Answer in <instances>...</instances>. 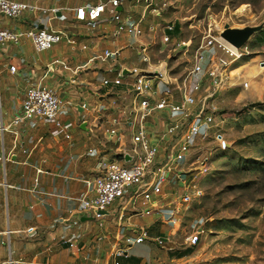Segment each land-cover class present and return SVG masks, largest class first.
I'll use <instances>...</instances> for the list:
<instances>
[{
    "label": "rangeland",
    "instance_id": "374dc122",
    "mask_svg": "<svg viewBox=\"0 0 264 264\" xmlns=\"http://www.w3.org/2000/svg\"><path fill=\"white\" fill-rule=\"evenodd\" d=\"M163 1H165L166 7L160 14H146L142 20L140 24L142 33L139 39L145 38L144 41L150 43L147 54L151 58L152 67L156 68L160 61L166 60L171 76L178 78L179 82L193 67L194 56L197 52L203 51L201 48L203 36L209 32V29L210 33L216 34L225 23L231 27L239 28L258 24H263V27L250 36L241 48L242 50H237L243 52V55L235 60H233V55L226 53L217 43L209 48L211 64L220 66L221 59L226 62V66L220 70L222 86L216 95L218 112L215 120L210 125L207 136L204 139L195 140L186 159L180 164L179 178L164 189L159 212L148 216L134 217L133 221L148 226L149 237L160 235L164 246L171 248L169 258L174 260L168 261L167 264H264V75L262 74L264 67V0ZM243 7L245 9L240 13V9ZM141 11L140 3L125 2L119 17L122 19L124 16H129L130 19L136 20L141 15ZM42 16L46 17L43 14ZM24 17H27L28 20L25 21ZM4 18L5 20L0 16V22L6 21L8 25L22 24L26 26L27 23L31 26L33 20L32 14L29 12H24L17 18ZM109 19L110 15L108 14L102 16L95 33L103 32V34L111 35L115 27ZM49 23L56 24L55 21ZM174 24L178 25V29L169 34L166 26ZM150 25L155 26L154 32L148 29ZM64 31L77 35V45L73 49L66 45L65 41H62L48 50L36 52L30 39L23 36L21 40H24L26 44L30 60L42 64L59 58L69 61L72 67L84 63L89 54L87 51L81 50L80 46L90 44L91 40L85 36L91 35V32L83 23H77L74 27L66 28ZM126 35L127 31H123L117 40L111 36L104 40L100 39L95 51L106 46L113 47V43H115L117 46H122L119 55L121 63L127 66L138 64L145 67V64L140 62L141 57H138L136 52L129 47H125L128 44ZM165 35L168 36V41L163 40ZM133 42L134 40H132ZM44 69L46 70V67ZM61 71H52L56 80H60V76L64 75L58 85L55 84L54 79H48L45 84L59 86L57 89L65 99H70L71 91H75V96L78 98L82 96L90 110L93 109L95 100L94 96L87 91L86 84L89 83L90 87H101L100 93H103L108 88V86L102 87L101 85L104 75L110 78L114 76L113 73L104 74L102 71L82 72L76 79V85H79L77 89L69 82L70 73ZM19 88L15 89L14 81L6 80L0 74V107L4 123L9 122L7 119L16 107V99L23 98ZM8 90L12 93L15 90L10 100L7 99ZM80 90L83 91L82 95L79 93ZM17 91L20 92L17 93ZM174 93L177 95V91ZM120 109L123 107L120 106L116 112L114 109L108 110L104 118L119 117L121 112L117 111ZM60 118L70 126L73 137L70 144L61 138L58 141L53 140L48 132L42 133L43 138L40 141L44 148L42 153H47V161L44 165L47 166V171L51 172L46 174L48 189H53L58 193H61L60 188L63 183L69 184L67 188L83 189L82 180L97 172V169L96 171L94 169L97 163L94 157L83 155L71 158L69 154L65 155L66 147L70 146L68 148L73 149L74 145L72 144L80 141L78 134L86 136L84 132H80L83 131L80 128L82 119L87 118L90 121L93 120V117L86 111L75 112L68 106L63 110ZM119 119L123 121L124 118L120 116ZM23 129L26 132L16 140V143L14 142L15 135L5 133L4 150L7 159L0 166V225H2L3 232L0 234V260L6 259V264L21 263L19 261L16 263L19 258L15 256V244L17 242V246H19L16 251L17 255L22 253L19 256L24 257L22 244L30 237L26 235V231L20 233L11 231L9 233V223L11 227L15 226L13 202L16 197L22 196L24 193L7 187L5 182L6 179L11 184L28 185V181L23 177L28 173V167L19 163L25 158L21 150L27 149V127L20 128V130ZM29 132L32 133L31 130ZM89 136L95 146L98 139H103V130L93 128ZM20 142H24L22 147ZM107 147H111V145H107ZM84 148L83 145H80L75 153L83 151ZM69 153L73 154L74 152L70 151ZM17 163H19L18 168L14 170V165ZM61 164H63L62 167L57 169ZM60 169L64 170L61 173L65 176L56 175ZM19 200L22 204L19 205L21 210L24 208L23 204L26 199L22 200L21 197ZM47 200L51 203L59 199L56 196H49ZM54 215L56 212L49 214V221L42 229L43 232H53L60 225L56 220H53ZM158 215L160 216L158 221L153 223ZM115 220L116 214L108 216L104 220L103 229L113 231ZM86 222L89 223L88 226L98 229L95 219ZM22 225V229H27V222ZM42 231L41 234H43ZM65 238L67 237L58 239L47 236L45 239H41L42 249L51 248L46 251L47 255H41V257L50 261L49 259L56 254L57 248L65 247L66 244H62ZM89 239L90 242H93L96 237L93 235ZM81 240V237L76 240L77 245ZM148 246L152 249L157 247L154 242L145 240L143 244L135 245L129 250L130 258L126 261L137 262L145 255V248ZM184 253L185 255L178 257ZM9 256L10 258H6ZM10 260L13 262L9 263ZM22 260L29 259L27 257ZM65 260L61 258V262ZM40 261L41 259L38 260V262ZM120 261L122 263L123 259Z\"/></svg>",
    "mask_w": 264,
    "mask_h": 264
},
{
    "label": "built area",
    "instance_id": "2783aa9c",
    "mask_svg": "<svg viewBox=\"0 0 264 264\" xmlns=\"http://www.w3.org/2000/svg\"><path fill=\"white\" fill-rule=\"evenodd\" d=\"M130 1L142 5L141 15L136 20L130 19L129 16L121 19L119 13L123 11L124 3ZM165 7L163 0H87L77 6L74 8V19L83 23L88 30L96 29L102 16L110 15L109 20L115 27L114 31L111 35H103L117 40L123 31H127L128 44L125 47L135 51L139 57L142 55L140 62L146 64V67L119 63L122 47L115 44L99 51H95L98 47L96 43L82 44L80 49L89 54L84 63L72 67L67 60H53L45 66L46 70L39 79L28 81L20 107L12 119L4 123L0 117V166L7 159L4 135L12 133L16 136L14 127H44L45 132L52 138L71 141L73 137L70 126L60 118L63 110L70 106L75 112L86 111L93 117L90 121L83 118L81 123H84L88 135L93 128L103 130V139L97 142V147H89L85 153V156L96 159L97 172L82 180L84 188L72 199L77 203L78 215L96 220L99 229L97 241L112 235L110 231L103 229L104 220L116 214L114 235L122 237L126 244H120L114 249V258L125 254L127 244L143 242L148 234L145 227L131 228L121 221L125 218L128 224L131 217L159 212L164 189L179 178L180 164L186 159L195 140L207 136L210 125L215 120L218 112L216 95L222 86L220 70L226 66V62L221 59L220 66L211 64L209 48L217 43L226 53L234 56L233 60L243 55V52H239L238 57L218 40V32L222 29L216 34L210 33L209 29L201 44L204 52H197L193 67L181 82L171 76L166 60L160 61L156 68H153L151 58L147 54L150 43L139 39L142 33L140 24L146 14H160ZM46 11L47 9L24 1L0 0V14L3 17L17 18L24 12ZM55 11L49 10L52 13ZM174 27L175 24L167 25V32L175 30ZM148 29L154 32L155 26L150 25ZM23 36L31 40L36 52L48 50L62 41L72 49L77 45V35L68 34L64 30L43 27L23 32L0 26V45L18 43ZM163 40L168 41V36H163ZM241 48L239 50H242ZM102 65L108 67L105 72L114 74L112 78L103 77L102 85L109 88L122 87L109 108L116 112V109L122 106L123 109L117 111L121 112L119 117L104 118L105 115H101V111H106V107L90 110L82 99L76 103L74 100H65L57 87L43 84L47 74L53 70H65L70 73V84L78 89L77 77L82 72L97 71ZM7 67L11 73L16 70L14 64ZM124 69L127 70L125 74ZM262 74L264 75V67ZM120 116L124 118L123 121H120ZM154 116L155 118H152ZM162 118L164 119L161 121ZM22 132L25 133L26 130L23 129ZM107 145H113L116 154L104 158ZM125 154L129 155V160L124 159ZM35 173L34 181L37 183L39 174L47 172L37 168ZM114 203L115 208H110ZM80 237L81 233L77 232L68 238V247L78 249L76 240ZM158 242L161 243V240ZM8 248L10 250V245ZM112 264L119 263L113 259Z\"/></svg>",
    "mask_w": 264,
    "mask_h": 264
},
{
    "label": "crops",
    "instance_id": "0c3cea01",
    "mask_svg": "<svg viewBox=\"0 0 264 264\" xmlns=\"http://www.w3.org/2000/svg\"><path fill=\"white\" fill-rule=\"evenodd\" d=\"M17 1H24V2L31 3V4H36L39 7L47 9V11L45 13H41V12L31 13L32 18H33V20L31 21V26H29L27 23H26V26L22 24L21 25H17V24L8 25L6 21L0 22V26L7 27L14 31H22V30H30L32 28H39L40 25H42V28L44 27V28H50L54 30H64L72 26L74 27L78 23L74 19V8L83 4L87 0H17ZM50 9H55L56 10L55 13L49 12ZM42 14L45 15L46 17L42 16ZM0 16L2 19L5 20V18L1 14ZM24 18H25V21L28 20L27 17H24ZM50 21H55L56 24H50L49 23ZM88 31L91 32V35H87L85 37H87V39H90L91 42L96 43L97 45H99L100 39L104 40L107 38L103 35V32L95 33V29L88 30ZM169 33L171 34L172 32L170 31ZM64 43L68 45L66 42ZM114 44L115 43H113V45ZM31 45H32V42H31ZM119 47H122V46H119ZM140 57H142V55H140ZM56 59H59V58H56ZM50 62H43L42 64H40V63L31 61L30 57L27 55L26 44L24 40L20 39L18 43H6L4 45H0V74L3 77H5L6 80L14 81L15 89L17 87L18 88L20 87L19 89L20 91H22V94H21L22 97H23L24 89L27 86L28 81L39 79L40 76H42V74H44L45 72V69H44L45 66L49 64ZM118 62L121 63L119 59H118ZM9 64H14L16 66L15 72L13 73L9 72L8 67H7ZM144 66L146 67V64ZM106 68H108L107 65H102V67H100L97 71H100L102 69L101 70L102 73L104 74L109 73V72H105L107 70ZM64 71L65 70L61 72H64ZM63 77L64 75L62 74L60 76V80L57 79L58 80L57 81L56 78L54 77V73L51 72L50 74H47L43 82L45 84V82L48 79H54L55 84L58 85V83L61 82V79ZM55 84H48L47 86L56 87ZM58 87L59 86H57V88ZM86 87H87L86 88L87 91L94 96L95 105L93 106V109H98L100 107L107 108L106 111H101V115H105L106 112L110 110L109 108L112 106L113 101L120 94L122 90L121 86L115 87V88L108 87L105 92L100 93L101 87H97V86L90 87V84L89 86H86ZM102 87H105V86L102 85ZM8 91L9 93L7 95V99L10 100L12 99V96L14 95L15 90H14V93L10 92V90ZM20 91H17V93ZM74 93L76 94L75 91H71L70 100H74L75 103L78 100H81V99L83 100L82 96L78 98V96H75ZM79 93L80 95H82L83 91L80 90ZM60 94H61V97L64 98L61 92ZM21 100L22 98L16 99V107L14 111L12 112V114L8 116V119H7L8 121H10L13 115L18 111ZM0 117L4 121L3 112H2L1 107H0ZM82 124L80 125V128L83 131H80V132H84L86 136H83L81 134L79 136V134L77 133L78 137L80 138V141L76 144H72L74 145L73 149L71 148L69 149L68 147L70 146L65 148V155L69 154L71 158H73L74 156H79V157L83 155L85 156L86 150L89 147H97V145L94 146L92 144L90 140V136L86 133V130L84 131L86 127L85 125L82 126ZM14 128H13V131L16 132L17 134L16 136H14V142L16 143V140L21 135L23 136L24 133L22 132V130H20L19 127L15 129ZM29 130H31L32 133H30ZM43 132H45V129L43 127L41 128L39 126L31 127L27 125V149L21 150V153L24 155L25 158L22 162H19V163L26 165L28 167V170H29L28 173L24 174L23 176L24 180L28 181V185L23 186V185H18V184H11V183H8L5 179L7 187H11L15 191H20L24 193V195H22L21 193L22 196L19 195L18 197H16V199L13 202V206L15 210V221H14L15 226L11 227L8 221L9 223L8 228L10 229V231H12V233H20L21 231H26V235L30 236L29 239H26V241L22 244V246L24 247V254H25L24 257L19 256L22 253L17 255L16 251L19 248V246H17L18 243L16 242L14 252H15V256L19 258L17 259L16 263H18L19 261L21 262L20 264H45V263H50V264H112L113 259H115L118 261L119 264H167L168 261L174 260V259L172 260L169 258V254L171 253L170 251L171 248H167L164 246L163 244L164 241L162 240L160 235H156L155 237H149V234H147L146 240H150L154 242L157 245V247H154L152 249L151 247L148 246V248H145V252H146L145 255H143V257H141L137 262H134V263L126 261L130 258L129 250L135 245L143 244L145 240L137 244H134V243L127 244L125 254L122 256H118L116 258L113 257L114 249L120 244L125 245L126 243L124 244V242L122 241V237L119 238L118 236L114 235L115 229L110 232L108 231L109 233L112 234L111 236L103 238L100 241L95 240L93 242H90L89 238H91L93 235H95L96 237V235L99 233V229L95 228L94 226L93 227L88 226L89 223L86 221L93 220V219H90L88 216H84V215L81 216L77 214L76 212L77 203L73 201L72 199L82 189L76 190L73 187L67 188L69 184L65 185L64 183L63 185L61 184L63 186V187L61 186L60 188L61 193L55 192L53 189L52 190L48 189V186H47L48 176L46 174H50L51 172L47 171V168H46L47 166L44 165V163H46L45 161H47V158H46L47 153L46 152L44 154L42 153L44 148L42 147V144H40V141L43 138L42 136ZM52 139L57 140V141L59 140V139H54V138ZM99 140L101 139H98L97 142ZM69 142L70 141H68L67 144H70ZM23 144L24 142H20L21 147L23 146ZM80 145H83V147L85 148L83 149V151L79 153H75L78 150L77 148L80 147ZM104 150H105V154L103 156L104 158H109L110 156L116 154V150L113 145H111V147H107ZM70 151L74 153L73 154L69 153ZM85 157H90V156H85ZM19 163L14 165V170H17ZM62 165L63 164L58 165L57 169L62 167ZM37 168H41L45 170L47 173L39 174L38 182L35 183L34 181L36 177L35 169ZM94 169L96 171V166H94ZM62 171L64 170L60 169L56 175L60 177L65 176L63 173H61ZM49 196H53V197L56 196L58 197L59 200L50 203L47 200ZM21 197H22V200L25 198L26 202L23 204L24 208L20 210V206L22 204H21V200L19 199H21ZM111 207L112 209H114L115 203ZM54 212H56V215H54L55 217L53 216L54 218L53 217L52 218L53 220H56L60 225H58L57 229L54 230L53 232H50V233H48V231L43 232L42 229L45 228L46 226L45 224L48 223L49 221L48 219L49 214L54 213ZM135 217H143V216H135ZM158 217L160 216L158 215L157 218L153 221V223H156L158 221ZM133 218L134 217L130 218L128 224L127 222H125V218L121 222L124 225H129L131 228L142 226L148 229V226H144L142 224L134 222ZM25 222H27V229L24 230L21 227H23L22 224ZM1 229H2V225H0V234L3 233ZM30 231H33L32 238H31L32 235H29ZM41 231L43 232V234H41ZM77 232L81 233V239H82L81 242H78L79 243L78 249L69 248L66 241L68 238H70L73 234ZM47 236L50 238L55 237L58 239L63 238L64 236L67 237L62 241V244L63 243L66 244L65 247L63 249L57 248L56 254L54 255L53 258L49 259L50 261H48L47 258L45 259L41 257V255L48 254L46 253V251L51 250V248H47V247L43 249L41 248L42 247L41 239H45ZM158 240H161V243H159ZM9 255L11 256V253H9ZM10 256L6 258H10ZM27 257L29 260H22V258L27 259ZM61 258L66 259V260L64 262H61ZM40 259L41 261L38 262V260ZM121 259H123L122 263L120 261ZM5 260L6 259L0 260V264H6ZM43 260H46V262H43Z\"/></svg>",
    "mask_w": 264,
    "mask_h": 264
},
{
    "label": "water",
    "instance_id": "95a60500",
    "mask_svg": "<svg viewBox=\"0 0 264 264\" xmlns=\"http://www.w3.org/2000/svg\"><path fill=\"white\" fill-rule=\"evenodd\" d=\"M121 8H119L120 10ZM263 27V24H258L255 26H244V27H231L228 23H225L222 27V30L218 32V36L231 45H233L235 48L240 49L245 45V43L248 41L250 36L255 34L257 31H259ZM39 28H42V25H40ZM127 73V70H123V74ZM84 126V123L82 124ZM125 160H129L130 157L128 154L124 155ZM83 219V218H82ZM33 231L29 232V235H32Z\"/></svg>",
    "mask_w": 264,
    "mask_h": 264
},
{
    "label": "bare ground",
    "instance_id": "6f19581e",
    "mask_svg": "<svg viewBox=\"0 0 264 264\" xmlns=\"http://www.w3.org/2000/svg\"><path fill=\"white\" fill-rule=\"evenodd\" d=\"M245 8L243 7V8H241L240 9V13H241V11L242 10H244ZM243 12V11H242ZM220 38V37H219ZM218 39V38H217ZM218 40H220V41H222L223 42V44L227 47V48H229V50L233 53V54H235L236 53V55L239 57V49L238 48H235L233 45H231L230 43H228L227 41H225L224 39H222V38H220V39H218ZM238 50V51H237Z\"/></svg>",
    "mask_w": 264,
    "mask_h": 264
},
{
    "label": "trees",
    "instance_id": "16d2710c",
    "mask_svg": "<svg viewBox=\"0 0 264 264\" xmlns=\"http://www.w3.org/2000/svg\"><path fill=\"white\" fill-rule=\"evenodd\" d=\"M174 28H175V30H177V29H178V25H176V24H175V27H174ZM183 255H185V253H184V254H181V255H179L178 257H181V256H183Z\"/></svg>",
    "mask_w": 264,
    "mask_h": 264
}]
</instances>
